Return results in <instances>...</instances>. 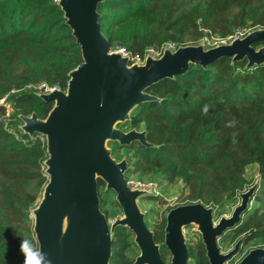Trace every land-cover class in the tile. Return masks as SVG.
Wrapping results in <instances>:
<instances>
[{
	"label": "trees",
	"instance_id": "trees-1",
	"mask_svg": "<svg viewBox=\"0 0 264 264\" xmlns=\"http://www.w3.org/2000/svg\"><path fill=\"white\" fill-rule=\"evenodd\" d=\"M98 13L110 49L140 57L150 47L177 48L264 27V0H103ZM80 62L79 45L55 0H0V264H34L30 211L47 181L45 140L24 134L18 116L34 112L44 118L52 103L37 91L55 85L65 89L67 73ZM245 64L231 63L230 57L206 67L190 64L184 73L152 85L147 92L159 100L141 103L120 125L145 130L152 146L109 143L114 157L119 148L125 150L126 179L137 172L141 179L159 177V184L181 181L187 203L215 210L236 205L238 194L257 179L249 209L220 238L241 236L240 247L256 241L264 245V65ZM251 166L256 167L254 178L247 176ZM98 191L101 210L108 219L114 217L117 213L107 206L120 212L115 193L105 191L100 180ZM150 217L145 213L168 264L165 218L150 225ZM132 239L127 228L116 227L110 264H133L138 250ZM186 242L187 264H209L200 236Z\"/></svg>",
	"mask_w": 264,
	"mask_h": 264
},
{
	"label": "water",
	"instance_id": "water-1",
	"mask_svg": "<svg viewBox=\"0 0 264 264\" xmlns=\"http://www.w3.org/2000/svg\"><path fill=\"white\" fill-rule=\"evenodd\" d=\"M103 0H55L79 45L81 62L67 73L65 89L52 86L37 95L52 106L44 118L20 114L19 129L45 140L44 184L31 209L37 243L31 250L34 264H110L111 239L116 227L133 234L138 254L133 264H165L138 200L150 189L131 188L126 181L125 157L112 155L110 142L152 146L143 129H123L141 103L158 101L147 89L163 79L184 73L190 64L206 67L223 57L231 63L246 60L245 68L264 65V27L233 36L207 47L203 42L164 47L160 56L147 54L143 63L111 50L102 32L98 5ZM115 193L121 214L110 223L100 207L98 181ZM257 179L238 194L229 215L214 221L213 206L192 202L170 208L165 215L163 244L169 264H187L184 229L195 225L209 264H227L237 253L242 237L227 252L218 239L236 227L249 209ZM236 264H264V247L249 249Z\"/></svg>",
	"mask_w": 264,
	"mask_h": 264
},
{
	"label": "rangeland",
	"instance_id": "rangeland-1",
	"mask_svg": "<svg viewBox=\"0 0 264 264\" xmlns=\"http://www.w3.org/2000/svg\"><path fill=\"white\" fill-rule=\"evenodd\" d=\"M111 50L119 51L118 49H111ZM37 92H39V91H37ZM9 111H10V108H8V112ZM123 129H125V128H123ZM124 154H125V150L123 148H119L118 151H116L115 156H116V158H118V160H120L122 157H124ZM255 174H256V167L251 166L248 169L247 176L249 178H254ZM138 176H139V173L136 172V173L132 174L131 176H129V178H131L133 180H142L145 182H148V181L152 182V186L150 188L152 192L149 194H146L144 197H142L141 199L138 200V204H139L140 209L144 213L149 212L151 214V217H150L151 219L149 220L150 225L155 220H160L162 217L165 218L166 212L170 208L175 207L177 205L187 203V200H185V193L183 191V183L181 181H176V182L171 183V184L165 183V182H162L161 184H159V182L161 181V179L159 177H155L152 181L147 177H143L141 179L140 177L138 178ZM157 183L159 184V186H157ZM151 195H156L157 197H160V198L156 201L152 198H149V197H151ZM108 198H112V195L110 194V196ZM234 206L235 205H233V206L229 205V206L224 207V209L221 208V209L215 210L214 221H217V219L221 215H226V216L229 215ZM107 209L111 214L113 211H115L114 213H117L114 215V217L111 216L108 219L109 223L116 216H119L121 214V210H120V212H117V210L115 209L114 206L111 205V203H109V205L107 206ZM30 213H31V211H30ZM184 234H185L186 239H188L189 241H192V242L197 241L198 236H200L198 231H196L195 225H189L188 227H186L184 229ZM132 237H133V234H132ZM239 237H241V236L232 235V233L226 235L225 238H223V239H220L221 238L220 237L218 239V245L220 247V250L222 252H227L228 250H230L234 246L235 242L237 241V239ZM255 247H264V245L256 241V242H250L249 244H247L243 247L239 246L237 253L234 255V257L227 264H236L237 261H239V259L249 249L255 248ZM136 248H137V246H136ZM137 250H138V248H137ZM169 259H170V254L166 258L168 264H169Z\"/></svg>",
	"mask_w": 264,
	"mask_h": 264
},
{
	"label": "built area",
	"instance_id": "built-area-1",
	"mask_svg": "<svg viewBox=\"0 0 264 264\" xmlns=\"http://www.w3.org/2000/svg\"><path fill=\"white\" fill-rule=\"evenodd\" d=\"M240 35H242V33H238ZM232 37H228L226 39H223V38H219V37H215V36H212V37H205L203 38L200 42H203L207 47H210V46H214V45H218L220 43H225L227 42L228 40H230ZM164 47H169V48H172V49H175V46L173 44H166L165 46H163L162 48L160 49H154V48H147L146 49V52L144 54L143 57H140V56H131L129 55L126 51H124L122 48H117L123 55H129L130 57V61L133 62V61H136V62H139V63H143L144 62V58L147 54H151L155 57H158L161 55L162 51H163V48ZM51 87H44L43 89L41 90H38V91H47L48 89H50ZM4 101V98H2L0 100V103H2ZM8 107V105H6ZM127 181V184L131 187V188H144V189H150L151 186H152V182L151 181H148V182H145V181H142V180H133L131 178H127L126 179ZM151 190V189H150Z\"/></svg>",
	"mask_w": 264,
	"mask_h": 264
},
{
	"label": "clouds",
	"instance_id": "clouds-1",
	"mask_svg": "<svg viewBox=\"0 0 264 264\" xmlns=\"http://www.w3.org/2000/svg\"><path fill=\"white\" fill-rule=\"evenodd\" d=\"M21 243H22V250H23V247H24V242L22 241ZM29 264H30V262H29Z\"/></svg>",
	"mask_w": 264,
	"mask_h": 264
}]
</instances>
